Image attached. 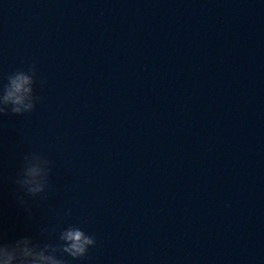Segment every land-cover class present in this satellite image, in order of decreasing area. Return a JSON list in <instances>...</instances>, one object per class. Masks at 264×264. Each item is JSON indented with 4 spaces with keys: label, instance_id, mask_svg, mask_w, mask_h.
Returning <instances> with one entry per match:
<instances>
[{
    "label": "clouds",
    "instance_id": "clouds-1",
    "mask_svg": "<svg viewBox=\"0 0 264 264\" xmlns=\"http://www.w3.org/2000/svg\"><path fill=\"white\" fill-rule=\"evenodd\" d=\"M36 66L20 69L7 76V83L0 90V115L9 113L22 116L35 109L41 99L35 94ZM41 87L44 81L41 80ZM52 161L38 152L22 154L20 169L14 183L18 191L32 198L41 197L51 187ZM18 199L27 203L24 196ZM66 216L71 211L65 212ZM55 231L47 226L40 228V237L35 240L24 236L13 242H4L0 235V264H69V260H81L88 255L89 249L95 247L96 239L77 225L69 224L59 231L58 239L52 242L50 237Z\"/></svg>",
    "mask_w": 264,
    "mask_h": 264
}]
</instances>
